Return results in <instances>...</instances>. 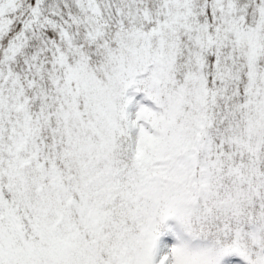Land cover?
I'll return each instance as SVG.
<instances>
[{"label": "snow or ice", "instance_id": "obj_1", "mask_svg": "<svg viewBox=\"0 0 264 264\" xmlns=\"http://www.w3.org/2000/svg\"><path fill=\"white\" fill-rule=\"evenodd\" d=\"M0 264H264V0H0Z\"/></svg>", "mask_w": 264, "mask_h": 264}]
</instances>
